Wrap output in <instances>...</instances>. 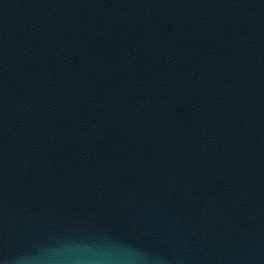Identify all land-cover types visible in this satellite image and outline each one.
Returning a JSON list of instances; mask_svg holds the SVG:
<instances>
[{
	"label": "water",
	"instance_id": "water-1",
	"mask_svg": "<svg viewBox=\"0 0 264 264\" xmlns=\"http://www.w3.org/2000/svg\"><path fill=\"white\" fill-rule=\"evenodd\" d=\"M0 264H264V0H0Z\"/></svg>",
	"mask_w": 264,
	"mask_h": 264
}]
</instances>
